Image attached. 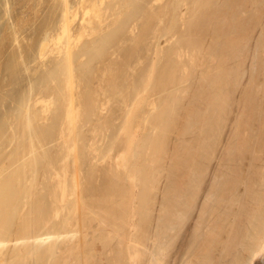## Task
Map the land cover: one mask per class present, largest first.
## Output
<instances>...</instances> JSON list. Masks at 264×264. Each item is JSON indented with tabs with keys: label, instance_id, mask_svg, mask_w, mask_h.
Masks as SVG:
<instances>
[{
	"label": "bare ground",
	"instance_id": "6f19581e",
	"mask_svg": "<svg viewBox=\"0 0 264 264\" xmlns=\"http://www.w3.org/2000/svg\"><path fill=\"white\" fill-rule=\"evenodd\" d=\"M92 1L73 41L63 0L39 58L54 40L64 57L0 136L14 145L0 162V264H264V0H176L188 12L162 30L184 27L167 60L166 37L146 45L164 0ZM49 116L52 152L36 127Z\"/></svg>",
	"mask_w": 264,
	"mask_h": 264
},
{
	"label": "rangeland",
	"instance_id": "374dc122",
	"mask_svg": "<svg viewBox=\"0 0 264 264\" xmlns=\"http://www.w3.org/2000/svg\"><path fill=\"white\" fill-rule=\"evenodd\" d=\"M149 1L151 2L153 0H143V1H140L141 3H140V5L139 4L138 5L140 6V8L146 9L148 7V4L150 5ZM68 2H69V5L71 7L72 12L76 14V15L74 14L75 20L73 19V22L70 23V31H71L70 34H71L72 39L74 41L75 39H77V37H79V34L81 33L80 32V27H81L80 22H81V19L84 17L83 13L86 12L85 11L86 7L95 4V2L93 3L92 0L90 2L88 0H85L83 2V4H81L82 0H68ZM87 2H89V3H87ZM161 2L162 1H160V5L158 4V2L157 3L153 2L155 4L154 8L158 9V7L159 8L164 7L165 10L169 11V16L167 17V19L168 18L172 19L173 13H175L178 16V14L179 15L180 14L186 15L187 14L186 12H188L187 8L184 10L182 9L183 6H181V4H180V6L178 5V7H176V5H175L176 0H170V1L164 0V2H162V3ZM97 3H99L98 0H97L96 4ZM85 4H87V5H85ZM165 5H166V7H165ZM184 8H185V6H184ZM147 9H149V7ZM142 10H144V9H142ZM182 11H186V12L182 13ZM130 16L132 18L135 15L134 16L129 15V17ZM62 17H63V0H0V131L3 132L2 134L0 133V136L4 134L5 138L10 139L11 134H9L10 131H8L7 128L9 127V123L12 122V120H13V122L15 121L14 118H16L15 116L17 115V112L21 109V104L23 103L24 97H26L28 95L29 91L30 92L33 91L32 93L34 95L31 93L30 99L32 98V100H35V98H36L35 94L38 92V89L40 88L38 86V84L40 82H42V84H44L45 81L48 82V77L45 74L48 72V70L53 69L54 64L58 63L59 57L61 59L64 57V55H62L63 52L57 51L54 48V46H52L53 45L52 43L55 42V40H54L51 43L49 42L50 47L52 46L53 48H50L48 46L49 47L48 51L46 50L47 54L44 51L45 55H47V56L42 57L43 59L39 58V54H41V52H42L40 50L42 48L41 46H43V41L45 44V41L47 42L48 39L50 40L52 35L54 37H56L55 35L58 34V32L60 31V27H61L60 25L62 24ZM70 17H72V16H69V21L71 20ZM167 19H164L163 24L160 25V27H159L160 32L164 28H166V26L169 25V19L168 20ZM136 20H138V19H136ZM179 23L180 22H177L176 25H174V30L171 33L164 35V32L162 31V33H160V34L158 32V34H156L157 36L154 35L155 36V39L153 36L154 42L152 41V38L150 37L149 40L151 39V41L153 42L152 46L149 45L151 43V42L148 43L149 41L146 42L147 44L146 43H144V44L149 46L148 48H150V50L152 52L154 49L153 47H155V45H157L156 47H162V45H164L163 44V41H164L163 37L164 38L166 37L165 40H167L169 42H171L170 41V38H171L172 42L171 43L166 42V44L163 46V51L161 49L162 55L160 53V55L162 56L161 58L164 59V57H165V60H167L170 56V52H167L168 49L181 45V43H180L181 39H179V35H180V33H182L184 31V29H182V27H183L182 23H180V24ZM58 24H59V26H58ZM181 25H182V27H181ZM131 26L132 25L127 24V26L124 27L125 30H122V33H120V35L117 37L118 38V39H116L117 41L119 39H121L120 40L121 43L119 44L121 46H118L119 48L122 47V44H123V47H125L124 43L130 39V36H132L130 34L128 35V32L130 33L129 27L131 28ZM180 29L183 31L179 32ZM135 30H136L135 33L140 32L139 26H138V28L136 27ZM174 31H175V33H174ZM172 33L174 35L179 34V35L175 36V38L178 40H176L173 37L174 35ZM125 35H126V37H125ZM49 36H50V38H49ZM120 36H121V38H120ZM158 37H159V39H158ZM173 38L175 39V41ZM83 39H84V41H82V42L88 43V41H87L88 39L87 40H85L86 38H83ZM156 39H157V41H156ZM161 39H163V40H161ZM117 41L112 43L113 44L112 49H114L116 47L115 44L118 43ZM84 43H82V44H84ZM164 43H165V41H164ZM45 45H46L45 46V48H46L48 44L46 43ZM146 45H144V46H146ZM110 47L111 46H108L107 50L108 49L111 50ZM50 49H53V50L55 49L54 51H56V52L52 51L54 54H51L52 52L49 53ZM78 50H79V48L76 50V52ZM55 53H57V54H55ZM58 53L62 56L58 55ZM109 54H110V51H109ZM149 55H150V57H148V55L146 56L147 58L145 57V60H147V61L144 60L145 61L144 64L149 63V60L151 59L152 53L151 54L149 53ZM56 59H58V60H56ZM105 59H107V58H105ZM184 60H185V62L187 61V63H188L189 58L185 57ZM75 66H76V64H75ZM143 67H144V65H143ZM31 103L33 105H35L33 103V101H31ZM32 104L29 103L30 106H33ZM37 108L40 109L41 105L37 106ZM60 112L63 113L64 111L61 110ZM9 118H10V120H8ZM49 118H51L53 124L51 122L45 123V121L44 122L39 121V122H36L37 126L36 125L35 126L39 127L40 130L46 132L45 137L51 139V141H54L53 143H50L47 146V149H50V151L52 152V151L58 149L57 145H56L57 143L55 142V140H56L55 138L57 135L56 133L58 132V124L54 123L55 121H53V117L49 116ZM44 124H46V125H44ZM120 125H121V121L116 122L114 127L108 130V132L105 135L106 137L103 138L102 141H99L96 144L97 148L100 151V155H103L105 153L106 149H108V145L111 143L110 140L117 133L118 129L120 128ZM48 126H50V127L48 128ZM46 135H48V136H46ZM7 139H6V141L8 142ZM6 141L5 142L1 141V143H0V151L2 149L6 150L5 153H4V150H2L3 152L1 151L0 162H1V160H3V161L5 160V162L8 163L10 160L6 161V157L8 155H10L11 152H13L12 147H14V145L10 146L9 142L6 143ZM117 147H119V146H117ZM114 152L116 153L117 151L114 150L112 153H114ZM20 153L21 152H19L18 154H20ZM93 157H96V154H94ZM99 159L100 158L98 155L97 158L92 160L91 162L95 163V160L99 161ZM90 160H91V158L89 160L85 161V163H83V161L80 163V165H81L80 170L81 171L77 174V178H78L79 183L81 181V177L84 176V178H85L86 172L90 168L89 167V164H90L89 161ZM99 165H101V164L99 163ZM81 172H83L84 175ZM101 177L103 178V173L96 175V179H94L95 181L93 180L92 182L95 184L98 181L99 183L98 182L97 183L100 184L101 183L100 181H102ZM83 181H85V182H83L84 184L87 183V181L85 179ZM69 183H71V182H69Z\"/></svg>",
	"mask_w": 264,
	"mask_h": 264
}]
</instances>
